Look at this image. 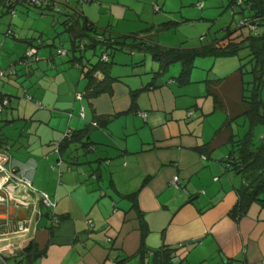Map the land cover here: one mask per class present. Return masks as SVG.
Here are the masks:
<instances>
[{
    "label": "crops",
    "instance_id": "1",
    "mask_svg": "<svg viewBox=\"0 0 264 264\" xmlns=\"http://www.w3.org/2000/svg\"><path fill=\"white\" fill-rule=\"evenodd\" d=\"M0 2L5 6V0ZM87 17L95 24L100 22ZM166 22L160 23L162 29L168 28ZM27 46L25 43L24 51ZM137 62L134 57L114 62L111 73L119 79L110 91L91 98L83 71L84 76L79 74L87 81L83 91L68 82L71 74L64 75L59 83L54 82V91L44 88L40 94V101L51 107L47 111L31 103L13 102L21 94L12 89L24 87L18 78L0 83L1 89L12 94L10 105L0 113V152L7 150L11 161L6 166L24 174L36 190L16 184L11 195L33 202L45 192L56 202L55 214L64 217L51 229L47 217L51 209L37 200L38 213L29 231L12 233L10 229L25 208L0 207V219H7L0 224V264H10V259L16 264L13 257L32 239L40 247L47 245L46 254L34 264L138 261L136 257L118 262L133 255L143 239L135 204L149 228L145 236L149 248H180L186 264H264V209L254 203L239 221L229 215L241 183L240 176L223 162L229 146L218 142L206 153L198 150L212 142L224 124L212 126V136L207 137L192 123L198 98L207 90L210 93L213 85L209 80L215 78L193 79L192 72L191 82L180 85L173 74L154 77L159 64L151 62L148 70ZM151 81L154 86L142 89ZM63 84H72L70 94L77 92L75 100L67 104L62 102ZM134 90L139 91L132 105ZM96 121L98 126L93 124ZM70 130L79 131L81 140L58 154L55 144ZM86 140L92 142L90 151L82 147ZM221 147L228 148L221 152ZM175 176L179 188L171 184ZM20 242L24 246L17 248Z\"/></svg>",
    "mask_w": 264,
    "mask_h": 264
},
{
    "label": "trees",
    "instance_id": "2",
    "mask_svg": "<svg viewBox=\"0 0 264 264\" xmlns=\"http://www.w3.org/2000/svg\"><path fill=\"white\" fill-rule=\"evenodd\" d=\"M9 1L10 0H5L6 12H11L12 9L16 11L19 6H24L26 8L35 7L41 10L48 9L56 13L62 12V10L56 8L55 0ZM234 3L240 6L239 12L244 13V18L240 21L239 27L231 31L227 35L225 42L219 46H217L215 42L214 45L201 47L181 46L168 48L158 43L151 42L148 39L149 36L142 37L141 35H131L133 39L129 41L126 35H115L108 29H99V27L89 20L84 13H65L63 14L65 18L61 24L64 25V30L70 34L71 47L67 49L61 45L58 49V54L67 56L70 51L73 53L69 62L71 66L81 67L82 71L85 73L88 79L87 96L91 98L105 91H110L112 83L119 79L111 73V66L114 63V58L112 57L117 50L129 48L131 52L138 49V51L149 53L159 64V69L154 72V77H158L159 74L165 73L172 64L179 62L181 64V70L179 74L173 75H175L174 78L180 85H186L191 82V74L195 67L196 58L224 57L239 54L242 50L247 49L248 53L240 57L243 62L238 72L235 74L240 81L242 105H246V107L242 112L235 113L233 110L229 109V106H227L228 102L226 104L222 96L224 92L221 91L224 87L223 81L228 78L231 79L234 75L231 77H218L209 80L215 83L210 90V94L214 95L215 108L225 110L228 108L229 111L227 112L228 116L224 124L216 130L214 140L207 143L205 146L198 147L201 153H206L208 149L209 151L212 150L211 147H216L215 144L218 142L229 146L227 157L224 158L223 162L228 164L227 167L230 171L235 172L241 178V183L237 187L238 200L229 211V215L234 220L239 221L243 216L247 215L254 203L259 204L260 207L264 209V198L261 197L264 193V130L260 133L258 139L256 138V129L258 127L264 128V0H234ZM246 10L249 12V15H245ZM234 13L236 12L234 11ZM244 20H246V22L242 24L241 22ZM174 23V21H167L164 25L169 27ZM245 27L249 28L248 34L243 32V28ZM7 34L16 37L15 32L12 30H9ZM40 37L41 38H38L37 42L29 38L20 39L28 43V46L22 53V56L12 61L10 67L6 71L0 68V83L10 82L12 79L19 78V76L22 75L19 72L21 69L17 68L19 66H26L27 72L25 74L28 77L34 75V68L32 66L34 62L40 60L39 49L46 45L45 39L42 36ZM128 42L131 43L129 44ZM97 48H100L102 51L99 59L97 62L88 63V67L85 69V66H81L83 56H77V52L86 49L95 50ZM30 49H35V53L32 56L27 54ZM61 51H64V54H62ZM51 60H55L54 56L51 57ZM136 65L143 66L144 61L141 60L137 62ZM246 75H249L248 80L245 79ZM154 77L152 79L153 83L155 80ZM152 81L142 89H148L154 86ZM216 84H222L220 87L221 90L219 87H216ZM23 89V96L26 101L35 102L33 95L29 94L28 89L24 87ZM138 91L139 90L133 91L132 105L135 104L134 96H136ZM11 97V93L0 88V113L4 108L10 105ZM77 97L82 99L83 94H78ZM5 100H7L6 104H4ZM35 104L40 108L46 107L40 100H37ZM144 113L147 115L145 111H141V116H143L142 114ZM80 116L84 118V112H81ZM237 118H243V123L246 125V130L243 134L236 133L231 127L232 123L235 122ZM93 124L98 126L97 121L93 122ZM77 140H81L79 131H67L61 141L55 144L54 151L60 154L63 148ZM82 147L85 151H90L92 142L86 140L83 142ZM61 163L62 158L59 157L57 164L60 166ZM52 167L54 168L56 166ZM136 196L137 193L131 195L134 200ZM50 199L53 202L52 206H46L41 200L40 203L44 207L51 209L48 211L47 217L51 222V229H53L64 217L55 214L54 209L56 202L51 197ZM135 206L139 213L143 239L139 249L133 255L127 256L118 262L122 263L137 257L139 264H178L177 260L186 264V258L180 248H172L165 245L161 248L152 249L145 244V236L149 233V228L143 212L140 211L137 204H135ZM36 207H38V203H36ZM46 250L47 245L40 247L35 239H32L28 245L13 258L16 260V264H34V261L38 257L46 254ZM0 258H2L1 255Z\"/></svg>",
    "mask_w": 264,
    "mask_h": 264
},
{
    "label": "rangeland",
    "instance_id": "3",
    "mask_svg": "<svg viewBox=\"0 0 264 264\" xmlns=\"http://www.w3.org/2000/svg\"><path fill=\"white\" fill-rule=\"evenodd\" d=\"M55 6L62 12L56 13L48 9L41 10L35 7L19 6L16 9V15L13 16L11 12H6V7L0 2L1 69L6 71L12 61L22 56L25 42H22L21 38H29L37 42L38 38L42 36L46 41V45L39 49L40 60L34 62L32 66L34 70L37 68L40 75L36 73L28 77L25 74L27 72L26 66L17 67L21 69L19 72L22 74L19 76L18 81L20 80L24 88L28 89L29 94L34 95L35 102L40 100V94L44 91V88L54 91L53 85L59 83L66 74H71V77L67 79L69 83L71 81L74 86L79 85L78 91H83L85 88L86 78H80L79 75L84 76L81 67L71 66L69 62L73 53L70 51V56L58 54L61 45L67 49L71 47L70 34L64 30V25L61 24L65 18V15H63L65 13H86V16H92L100 21L98 24L96 23L99 29H109L115 35H126L129 41L133 39L131 35L146 37L149 34L150 37H147L151 42L168 48L201 47L214 45L215 42L219 46L225 42L231 31L239 27L240 21L244 18V13L239 12L240 6L234 3V0H56ZM155 6H159L161 9L158 11ZM245 15H249L247 10ZM166 21H174L175 23L162 29L160 23ZM153 23H158V27H152ZM9 30L15 32L16 37L9 36L7 34ZM243 32L248 34L249 28H243ZM101 52L100 48L77 52V56H83L81 66L83 65L87 69L88 63L97 62ZM139 52L138 49L131 52L129 48L117 50L112 58L117 55L116 61H129L131 57H134L137 61H144L143 66L148 70H151V62L158 67V62L153 61L149 53ZM247 53L248 50L244 49L239 54L224 57H198L195 59V67L192 71L193 79H202L207 75L208 79L234 75L231 79L228 78L223 81L224 87L222 90L220 88L222 84H216V87H219L222 92L224 91L222 96L226 104L228 102L229 109L235 113L242 112L246 107V105H242L240 81L235 74L243 62L240 57ZM53 56L54 61L51 60ZM143 56H146V59ZM180 70L181 64L177 62L172 64L165 74H179ZM51 77H55V79ZM245 79L248 80L249 75H246ZM55 81L56 83H54ZM211 82L212 85L215 84L214 81ZM72 84L66 87L64 84L62 85V102H65V104L75 100L77 92L74 91L73 94H70ZM12 90L21 94L20 99L17 97L12 98L14 103L23 101V104L31 103L36 109L38 108L35 102L26 101L23 96V87L21 89L13 88ZM198 99L200 104H198V111L195 112L196 116L192 123L203 130L207 137H211L213 133L211 127L214 125L220 127L226 121L229 109L215 108L214 95L210 94L209 90ZM43 103L46 106V111L51 109L46 101H43ZM202 106L205 109V114L202 113ZM243 121V118H237L232 123L231 127L236 133L243 134L245 132L246 125ZM263 130V127L256 129L257 139ZM227 148L221 147V152ZM261 197L264 198V193ZM4 242L6 240L2 241V243ZM2 246L5 245L2 244ZM23 246L24 242H20L17 248ZM10 260L9 263L12 264L13 260ZM127 264H138V261L134 260Z\"/></svg>",
    "mask_w": 264,
    "mask_h": 264
},
{
    "label": "built area",
    "instance_id": "4",
    "mask_svg": "<svg viewBox=\"0 0 264 264\" xmlns=\"http://www.w3.org/2000/svg\"><path fill=\"white\" fill-rule=\"evenodd\" d=\"M33 1H40V0H33ZM56 1V0H55ZM11 2V0L9 1ZM156 10H159V6H155ZM59 10V9H58ZM12 14L15 15L16 11L14 9L11 10ZM246 20L242 21V24H245ZM35 53V49H30L27 54L32 56ZM64 54V51H61ZM31 99L30 97H28ZM7 103V100L4 101V104ZM1 109V108H0ZM146 116V114H142ZM11 161L10 154L6 151L0 152V207H21L23 205L28 206L31 204H35L39 202H43L46 206H52L53 202L51 201L49 195L45 192L41 193L36 201H26L23 198L12 196V190L16 184H24L29 189L36 191L31 182L25 177L22 173L15 172V169L8 168L6 164ZM172 186L175 188H179L180 180L178 176H175L171 181ZM7 193V194H6ZM38 200V201H37ZM41 200V201H40ZM32 202V203H31ZM31 203V204H30ZM35 215L38 213L37 208H35ZM35 217V216H34ZM34 219V218H33ZM32 223V218L25 221L22 225L18 226L16 229L12 230V233H19V232H26L29 231L30 226ZM178 264H184L180 260H177Z\"/></svg>",
    "mask_w": 264,
    "mask_h": 264
},
{
    "label": "water",
    "instance_id": "5",
    "mask_svg": "<svg viewBox=\"0 0 264 264\" xmlns=\"http://www.w3.org/2000/svg\"><path fill=\"white\" fill-rule=\"evenodd\" d=\"M18 208V207H16ZM21 208V207H20ZM22 208H25L24 210H22L21 214L19 216H17V219L14 222V229H16L18 226L22 225L25 221H27L30 218H34L35 216V208L36 205L35 204H31L28 206L23 205ZM7 223V219H0V224H5ZM14 229H10L11 232H13L12 230Z\"/></svg>",
    "mask_w": 264,
    "mask_h": 264
}]
</instances>
